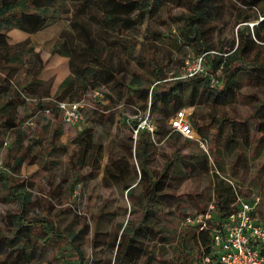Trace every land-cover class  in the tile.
Listing matches in <instances>:
<instances>
[{"label": "rangeland", "instance_id": "374dc122", "mask_svg": "<svg viewBox=\"0 0 264 264\" xmlns=\"http://www.w3.org/2000/svg\"><path fill=\"white\" fill-rule=\"evenodd\" d=\"M105 1L95 0L82 7V0H55L50 4L48 13L43 15L44 26L40 31L22 36V41H26L24 45L28 44L27 47L35 48L41 53L45 61L41 78L46 82L48 89L51 87L52 93L63 78L71 75L68 58L50 53L52 45L63 32L76 36L78 30L86 28L93 41L111 54L112 64L122 70L121 76L126 84L132 79L134 71L151 79L149 68L161 66L165 76L170 79L185 72L186 68L195 61L196 54L177 42L178 27L182 24L178 17L189 12L191 0H165L159 6L155 18L146 15L137 27L122 32L117 28L103 26L101 20L105 14ZM211 1L214 18L204 25L206 30L204 39L214 52H218L222 45L227 47L229 42L236 38L234 17L240 9V1ZM119 14L127 16L126 11H120ZM16 31L12 29L6 33L7 42L13 43L16 40ZM150 32L160 35L151 37ZM256 51H253L247 60L254 58L260 62L262 54L257 60ZM142 56L147 57V63L150 65L139 64L132 58ZM78 60L77 56L73 58L74 65ZM8 72L12 75L14 73L18 82L22 81L23 74L20 67L12 66L8 68ZM92 80L94 79L86 78L84 86L80 84L79 89L86 90L83 98L67 99L83 102L81 119L75 123H66L61 113L59 114L64 133L58 142L65 146L64 151L52 153L49 158H45L43 151L48 136H43L40 143L26 155L20 176L26 177L31 183L29 189L35 197L31 212L49 217L59 213L55 218L57 225L68 235L77 233V244L88 258V264H113L115 249L112 248V243L119 233V225L130 216L131 201L123 190L113 183L109 175L107 182L103 177L106 168L109 167V171H112L110 154L122 158L121 161H129L130 166L136 169L134 157L128 158L122 150V145L129 141L131 134L129 123L134 119L137 120L143 112L136 103L139 92L116 83L93 88ZM144 83L149 84L147 81ZM95 89L99 90L102 96L94 97ZM258 99H264V88L247 84L238 93L234 103L219 107L217 112L230 117L248 116ZM109 106L113 107L112 110H109ZM29 109L20 108V113L26 116L21 127H27L30 132L39 135L42 125L52 118L46 112H36L32 115ZM152 120L155 121L154 118ZM77 135L81 136L80 142ZM89 136L102 145L99 169L96 176L78 180L75 178L73 165L82 138L88 139ZM13 137L14 134L8 129L3 130V137L0 139V170H5L6 163H11L19 154V147L14 143ZM184 145L182 138L180 140L170 138L158 142L155 137L152 160L149 164L150 174L154 176L158 172L164 164L165 156L199 151L209 156V170L204 174L190 177L184 175L182 164L176 163L171 166L169 186L163 190L157 205V214L154 213L151 222V226L159 231V236L149 229L145 230L138 243L143 252L127 264H183L184 261L195 264L199 245L194 238H190L186 244L188 256L185 257L182 254V247L179 246V238L186 232L187 236L190 235L186 225H183V220L190 215L198 214L210 204L211 179L215 170L220 178H229L236 183L243 199L250 200L252 196L259 198L255 214L264 223V169H258V165L264 162V148L253 153L254 156H251L247 170L234 175L226 167L222 168V171L215 164L216 167L212 165L215 157L209 142L205 147L207 152L196 142L187 145L185 149ZM254 157H257L255 161H253ZM85 171L86 169H83L82 173ZM69 187H72L71 193ZM147 188L146 180L136 185V195L139 200H144ZM12 205L0 203V215ZM61 210L62 212H59ZM4 227L5 224L0 217V228ZM0 264H16L12 262L11 255L3 244L0 245ZM18 264L64 263L55 260L51 249L47 248L40 252L33 250L29 263Z\"/></svg>", "mask_w": 264, "mask_h": 264}, {"label": "trees", "instance_id": "16d2710c", "mask_svg": "<svg viewBox=\"0 0 264 264\" xmlns=\"http://www.w3.org/2000/svg\"><path fill=\"white\" fill-rule=\"evenodd\" d=\"M54 1L0 0V71L3 72L7 65L13 63L26 67L25 71L29 78L28 83H24L22 87L17 85L13 87L8 78L0 84V139L3 137V130L8 129L14 134L13 141L20 150L11 163H6L5 170H0V203L13 204L0 215L5 224L4 228H0V245L7 247L12 262L16 264L29 263L33 250L40 252L47 248L51 249L55 260L64 264H88V258L77 244V233L68 235L57 225L55 218L59 213L49 217L31 212L35 197L29 189L31 183L26 177L20 176V169L26 155L40 143L43 136H48L43 151L45 158H49L52 153L64 151L65 146L58 142L64 132L56 104L58 101H69L68 98L76 100L83 98L86 90L79 89V86L80 84L84 86L86 78H92L93 88L116 83L139 92L136 103L143 112L140 117L143 118L148 113L155 119L152 120L155 126L153 133L138 130L135 139L133 131L138 120L134 119L129 123L131 134L128 143H123L122 150L128 158L134 157L136 169L130 166L129 161H121L122 158L110 154L112 171H109V167L106 168L103 177L107 182L109 175L113 183L119 186L131 201L130 216L119 225V233L112 243V248L115 249L113 264H127L143 252L138 243L145 230L149 229L155 235L159 233L151 226V222L154 213L157 214V205L163 190L169 186L171 166L179 163L183 168L187 167L179 153L170 157L165 156L164 164L152 176L149 164L152 160L155 137L158 142L172 137L181 138V134L173 130L169 124L166 126V122L187 105L192 106L209 99L212 103H219L221 96L223 100L234 97L239 86L236 78L240 77L238 75L240 72H255L260 77L264 75V61L258 62L254 58L247 60L255 47L260 45L264 49V35L260 34L264 30V0H239L240 8L255 10L258 15H244L238 9L234 17L236 38L232 39L227 47L222 45L218 52H214L204 39L206 32L204 25L214 18L212 1L191 0L189 12L178 17L182 24L178 27L177 42L190 48L196 57L202 56L205 70L184 78H176L175 75L169 79L163 73L162 67L157 66L149 68L151 79L134 71L132 79L126 84L121 76L122 70L113 66L111 54L93 41L86 28L78 30L76 36L63 32L52 45L50 53L68 58L71 75L66 76L59 83L56 92L50 95L48 87H42L36 79L43 69L39 55L34 54L33 48L27 47L28 44L24 45L26 41L9 45L6 33L12 29L29 34L40 31L44 26L43 15L48 13L50 4ZM94 1L82 0L81 5L85 7ZM163 1L165 0H106L105 14L101 22L103 26L117 28L120 32L131 30L137 27L146 15L155 18ZM120 11H126L127 16L119 14ZM250 20L259 21L252 26L248 23ZM150 35L152 37L160 34L150 32ZM25 56L27 58L24 59ZM75 56L79 59L76 65L73 63ZM129 56L132 55L129 53ZM132 58L139 64L150 65L147 63V57ZM146 81L149 84H145ZM26 98H32L33 101ZM23 107L24 109L30 107L32 115L36 112H46L50 115L52 120H47L42 125L41 134L35 135L29 128L21 127L26 118L20 113V108ZM108 108L112 110L113 107ZM190 124L196 132L199 131L194 123ZM77 136L80 142L81 136ZM200 137L208 144L206 137ZM189 141L191 139L184 138L182 142ZM78 149L73 165L75 178L81 180L96 176L102 153L101 143L96 142L91 136L88 139L84 137ZM83 169H86L85 173H82ZM143 180H146L148 188L142 201L136 195L135 187ZM213 185L214 214L207 222V229L198 231L197 227L186 225L190 235L187 236L186 232L179 238V246L182 247V254L185 257L188 256L186 244L190 238H194L199 245L195 264H204V258L209 254L212 245L209 229L217 226L237 208L235 194L224 179L215 175ZM69 189L71 193L72 187ZM205 211L206 209H203L199 213ZM207 263L216 264L214 260ZM183 264L191 263L184 261Z\"/></svg>", "mask_w": 264, "mask_h": 264}, {"label": "crops", "instance_id": "0c3cea01", "mask_svg": "<svg viewBox=\"0 0 264 264\" xmlns=\"http://www.w3.org/2000/svg\"><path fill=\"white\" fill-rule=\"evenodd\" d=\"M240 10L243 12L244 15H251V16L258 15V13L255 12V10H248V9H244L243 7H241ZM258 21L259 20L257 21L250 20L248 23L253 26L256 25ZM16 32H17V34H15L16 40L13 41V43L7 42L9 45H16L18 43L24 42L22 41L23 38L22 36L30 35L29 33H24L19 30H17ZM260 34L264 35V30H262ZM258 48L260 50H258ZM255 50L258 51L255 52L257 54L256 56L257 60L259 55L262 54V60L260 62L264 61V49H262L261 46L259 45L255 47L252 50V52ZM33 53L39 55V58L42 61L43 69H44L45 61L43 60L41 53L39 51H36L35 48H33ZM25 58H27V56H25L24 59ZM12 66H17V65L10 63L9 65H7L6 69L3 72L0 71V84L3 83L5 78H8L9 82H11L13 87L14 85L22 87L24 83L27 84L29 78L25 71L26 67L24 68L22 66H17L20 67L23 74L22 81L18 82L16 80V77H14V73L12 75L11 73L8 72V68H12ZM43 69L40 72V74L36 76V79L37 82L40 83V85L45 88L48 86L46 85L44 79L41 78V73L43 72ZM238 75H240V77L236 78V81L239 86L235 90L234 97H232L231 99L223 100L221 96L219 103H212L211 100L209 99L202 101L200 103H196L192 106L187 105L182 108L185 111L187 110L186 115L189 121L191 123H194L199 128V131L197 132L195 131L197 135L206 137L208 139L211 152L215 157L212 165L214 167L217 166L220 170L226 167L234 175H237L241 171L247 170L249 167L250 158H252L251 156H254L253 153L256 150L260 151L262 148H264V126H262V124H264V99H258L255 105H253L252 111H249L248 116L230 117L228 115H221L217 112L219 107L228 106L234 103L238 98V93L245 85L248 84L251 86L264 88V75L260 77V75L255 72H251V73L240 72ZM57 87L53 93L51 92V87H50L49 89L50 95H53L56 92ZM26 100L33 101L32 98H26ZM167 125H168V121L166 122V126ZM181 138L183 141L184 138L183 137ZM181 138L172 137V139H176V140H180ZM193 143H195L193 140L189 142H184L185 144L184 149L187 148L186 147L187 145ZM250 153L252 154L250 155ZM179 156H182L185 159V165L187 166L186 168H184L185 176L194 177L196 175L204 174V172L206 173V171L209 170L208 169L210 166V163L208 162L209 156L207 157L206 155H203L202 153H200V151L197 153L196 152L184 153L183 155L179 153ZM256 158L257 157H254L253 161H255ZM258 166H259L258 169L261 170L264 169V162H262ZM215 175L218 176V172L216 170L214 175H212V179H211L212 200H213V187H214L213 183L215 181ZM212 200L210 203H213Z\"/></svg>", "mask_w": 264, "mask_h": 264}, {"label": "built area", "instance_id": "2783aa9c", "mask_svg": "<svg viewBox=\"0 0 264 264\" xmlns=\"http://www.w3.org/2000/svg\"><path fill=\"white\" fill-rule=\"evenodd\" d=\"M205 70L202 56L196 57L195 61L180 73L176 78L192 76L195 73ZM94 97L102 96V93L95 89ZM56 107L59 109L62 119L66 123H75L81 119L82 101H58ZM136 129L133 131L135 139L138 130H146L153 133L154 124L148 113L143 118L138 117ZM173 130L178 131L182 137L189 138L207 152L205 147L207 141L191 127L185 110H180L169 120ZM231 187L235 194L236 210L225 218L221 223L209 229L211 248L206 262L214 260L216 264H264V223L256 217V209L259 205V198L252 196L250 200L243 199L239 193V187L229 178H222ZM214 212V205L210 203L204 213L194 214L184 219L183 225H192L197 230L207 229V222L210 221Z\"/></svg>", "mask_w": 264, "mask_h": 264}]
</instances>
